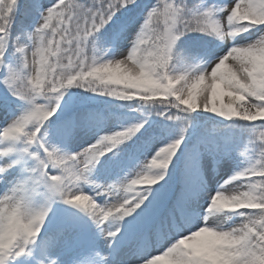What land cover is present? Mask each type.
Wrapping results in <instances>:
<instances>
[{"label":"snow or ice","instance_id":"snow-or-ice-1","mask_svg":"<svg viewBox=\"0 0 264 264\" xmlns=\"http://www.w3.org/2000/svg\"><path fill=\"white\" fill-rule=\"evenodd\" d=\"M0 264H264V0H0Z\"/></svg>","mask_w":264,"mask_h":264}]
</instances>
